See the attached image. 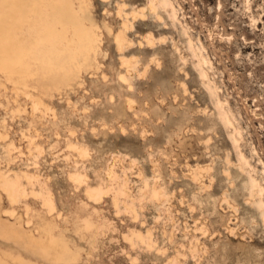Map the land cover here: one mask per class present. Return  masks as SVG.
Masks as SVG:
<instances>
[{"label": "rangeland", "instance_id": "374dc122", "mask_svg": "<svg viewBox=\"0 0 264 264\" xmlns=\"http://www.w3.org/2000/svg\"><path fill=\"white\" fill-rule=\"evenodd\" d=\"M86 1L90 68L51 90L0 76V230L52 226L54 264H264V0Z\"/></svg>", "mask_w": 264, "mask_h": 264}, {"label": "bare ground", "instance_id": "6f19581e", "mask_svg": "<svg viewBox=\"0 0 264 264\" xmlns=\"http://www.w3.org/2000/svg\"><path fill=\"white\" fill-rule=\"evenodd\" d=\"M153 9L154 7L151 6L150 10ZM87 10L86 0H0V76L14 86L23 88L34 86L41 90L59 88L76 79L82 71L93 65L99 50L96 26L87 16ZM122 42L121 34L115 36L118 48L122 49ZM148 44L153 45L154 41L148 40ZM182 61L185 60L182 58ZM198 77L206 78V74H198ZM203 87L211 100L214 92L212 93L205 83ZM221 105L218 101L216 106L221 107ZM222 113L217 116V120L226 129L231 126V121ZM237 143L238 140L232 137L234 148H239ZM80 150V148H77V151L73 149L76 153L82 151ZM239 157L245 165L250 166L243 154L239 153ZM4 179L6 187L1 189L9 202H19L21 197L25 196L20 179H13V176V180ZM25 179L29 182L28 176ZM72 180L78 185L79 181L73 177ZM144 183L143 190H140L141 196L160 199L161 194ZM249 183L254 186L255 180L248 175L247 179H244L243 188ZM34 195L36 196L35 193ZM86 196L92 198L91 193L86 192ZM46 206L49 208L47 213H50V205L46 204ZM256 207L262 210L264 216V204L258 203ZM92 228L93 226L88 222L83 225L85 231L90 232ZM0 240L10 242L17 249L13 252L2 250L1 247L0 264H38L37 261L54 264L49 253L54 251L58 256L68 249L65 239L55 233L54 228L48 224L41 227L37 237L18 228L5 226L0 230Z\"/></svg>", "mask_w": 264, "mask_h": 264}]
</instances>
